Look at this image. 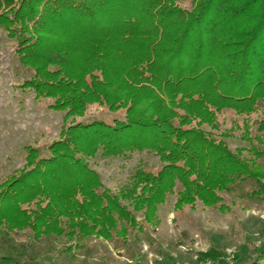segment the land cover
Instances as JSON below:
<instances>
[{
    "label": "trees",
    "instance_id": "obj_1",
    "mask_svg": "<svg viewBox=\"0 0 264 264\" xmlns=\"http://www.w3.org/2000/svg\"><path fill=\"white\" fill-rule=\"evenodd\" d=\"M73 1L0 0V27L18 39L16 54L24 60L34 58L32 50L40 43L39 33L47 23L41 18L42 27L37 21L31 26L40 12L51 18L83 12L81 23L87 29L94 25L93 17L103 16V25L112 28L96 36L86 32L90 44L99 47L108 40L123 44L136 40L143 47L132 68L138 73L137 81L157 82L159 92L144 100L139 90L108 88L109 98L104 101L111 107L131 102L126 121L72 123L65 138L51 146V154L40 158L38 151H30L27 161L32 170L0 182V264H60L65 257L76 264L81 253L91 255L95 240L125 251L128 264H143L139 244L147 225L155 223L158 205L176 195L179 210L198 202L214 207L220 201L217 191L235 188L238 179L249 176L226 149L217 152L200 125L193 129L188 125L204 119L211 123L227 107L241 113L242 104L248 111L264 107V0L228 6V0H206L197 14L178 8L180 0H77V5ZM41 2L45 8L36 11ZM85 8L86 12L80 11ZM221 16L233 20L226 31L219 30L225 21H220ZM233 36L239 39L230 43L238 48L234 53L227 51ZM98 56L106 54L100 51ZM19 62L27 74L35 73H25L18 87L35 91L37 97L56 98L57 108L72 105L66 119L85 105L83 92L91 90L101 96V87L107 83L95 77L87 85L94 87L80 88L78 80L60 64L49 72L46 67L41 71ZM148 100L154 105L150 114ZM131 113L138 114L137 118ZM76 131H93L82 139L89 140L86 151ZM146 151L160 158V170L138 169L119 194L107 190L99 174L83 160L100 154L128 159ZM50 181H65L66 191L54 190Z\"/></svg>",
    "mask_w": 264,
    "mask_h": 264
},
{
    "label": "rangeland",
    "instance_id": "obj_2",
    "mask_svg": "<svg viewBox=\"0 0 264 264\" xmlns=\"http://www.w3.org/2000/svg\"><path fill=\"white\" fill-rule=\"evenodd\" d=\"M247 1L228 0L226 6ZM73 2V5L78 3L77 0ZM205 2L180 0L176 6L190 14H197ZM43 8L45 3L41 2L34 9L41 11ZM86 8L80 11L86 12ZM82 13L79 16L66 15L60 18H51L41 12L37 14L33 23L30 22L31 26L34 21L40 25L41 18L42 21L47 20V23L43 32L39 33L40 43L32 50V60H24L23 55L16 54L20 46L18 39L9 37L8 30L0 27V182L32 170L33 166L27 161L30 151H38L40 158L48 156L51 154V146L65 138L64 132L72 123L101 120L114 124L118 120L126 121L131 102L122 107H111L104 101L109 98L108 88L112 90L118 87L122 92L139 90L144 100L158 95V83L137 81L138 73L132 69L135 57L142 54L143 47L136 40L129 44L108 40L100 43L102 45L99 47L92 46L86 32L90 31L88 34L96 36L112 27L103 25V16L97 15L92 18L94 25L87 29L81 23L85 17ZM219 19L222 21L224 18L221 16ZM224 20L219 28L221 31H226L233 24L230 16ZM241 30L242 27L233 33L237 34ZM228 40L232 44L239 39L233 36ZM231 44L227 51L238 52V48ZM100 51L106 56L100 58ZM116 51H122L124 55L120 57ZM20 59L30 64V67L41 68V71H53L60 64L78 80L80 88L93 83L95 77L104 83L107 81L108 85L106 83L105 87H101V96L96 92L91 94V90L90 93L83 92L85 105L66 119L72 105L57 108L56 98L37 97L35 91L18 87L26 75L32 76L35 73V70H31L27 74L20 67ZM51 59L61 61L54 63L50 62ZM95 89L98 91V83ZM241 106L242 113L227 107L211 123L210 120L206 123L204 119L202 123L198 121L188 127L193 129L200 125L199 129L214 141L217 152L226 149L249 176L238 179L239 184L235 188L231 186L228 191H217L220 201L214 207L198 202L195 206H184L179 210L175 208L176 195L170 196L168 203L158 205L155 223L147 225L145 236L141 237L142 243L139 244V250L145 258L143 264H264V107L248 111L246 104ZM153 107L152 100H148V114ZM142 111L138 112L142 114ZM137 115L131 113L133 119ZM76 132L81 148L86 151L89 140L82 139L93 131ZM76 156L82 157L79 153ZM83 160L92 171L99 174L101 183L112 194H119L131 184L132 175L138 169L146 166L144 168L158 173L162 165L158 156L147 151L136 152L128 159L105 158L100 154ZM64 182L50 181V184L54 190L65 192L67 186ZM225 184L229 185L228 182ZM23 205L24 209L27 208L25 202ZM92 245L96 247L91 255L86 257L81 253L76 264H128L126 252L116 250L112 243L95 240ZM60 264H70V260L65 257Z\"/></svg>",
    "mask_w": 264,
    "mask_h": 264
},
{
    "label": "built area",
    "instance_id": "obj_3",
    "mask_svg": "<svg viewBox=\"0 0 264 264\" xmlns=\"http://www.w3.org/2000/svg\"><path fill=\"white\" fill-rule=\"evenodd\" d=\"M202 264H213V263H211V262H208V263H202Z\"/></svg>",
    "mask_w": 264,
    "mask_h": 264
}]
</instances>
